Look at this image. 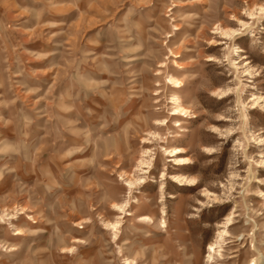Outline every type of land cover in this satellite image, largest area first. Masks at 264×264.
Wrapping results in <instances>:
<instances>
[{
  "label": "rangeland",
  "instance_id": "374dc122",
  "mask_svg": "<svg viewBox=\"0 0 264 264\" xmlns=\"http://www.w3.org/2000/svg\"><path fill=\"white\" fill-rule=\"evenodd\" d=\"M252 260L264 0H0V264Z\"/></svg>",
  "mask_w": 264,
  "mask_h": 264
},
{
  "label": "bare ground",
  "instance_id": "6f19581e",
  "mask_svg": "<svg viewBox=\"0 0 264 264\" xmlns=\"http://www.w3.org/2000/svg\"><path fill=\"white\" fill-rule=\"evenodd\" d=\"M175 100H176V98H175ZM176 101H178V100H176ZM177 109H179V106L177 107ZM176 154H179V151H177V152L175 153V155H176ZM130 185H132V183H130ZM130 188H131V187H130ZM142 218H143V219H146V217H142ZM117 223H119V222H116V224H117ZM208 250H209L210 253H214V249H213L212 246L209 247ZM208 258L211 259V258H212V255L209 254ZM251 263H253V264H258L256 260H252Z\"/></svg>",
  "mask_w": 264,
  "mask_h": 264
}]
</instances>
